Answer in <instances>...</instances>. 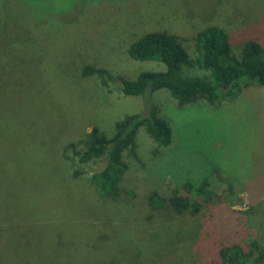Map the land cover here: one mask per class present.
<instances>
[{
	"label": "rangeland",
	"instance_id": "374dc122",
	"mask_svg": "<svg viewBox=\"0 0 264 264\" xmlns=\"http://www.w3.org/2000/svg\"><path fill=\"white\" fill-rule=\"evenodd\" d=\"M34 1L50 11V19L40 22L24 12L20 19L26 21L21 22L17 0H0L11 27H24L35 40L41 38L35 48L25 45L22 52L0 56V264H168L154 255L159 249L155 243L144 245L169 221L148 209L145 196L158 188L169 191L181 178L198 182L211 172L217 190L222 179L240 187L237 199L223 198L216 211L222 213L230 204L235 213L250 211L264 245V203L252 206L248 198L264 197V88L244 90L221 109L199 101L181 110L168 91L157 92L154 102L173 134L171 150L162 161L152 157L154 144L142 133L138 144L145 166L126 176L120 201L100 199L86 181L104 162L75 166L85 174L78 179L62 155L66 145L78 143L94 128L111 136L117 120L148 113L144 100L122 94L120 80L164 67L130 59L132 41L146 32L166 31L179 35L194 56L197 32L217 24L264 43V0H125L120 6L108 0ZM0 43L1 55L7 45ZM240 47L234 48L237 56ZM86 66L105 69L109 76L85 77ZM129 191L134 197L127 202ZM211 212L207 207L198 217L176 218L171 237L182 239L192 232L194 237ZM105 231L106 240L122 234L141 241L134 245L137 263L116 254L122 245L126 248L123 243L105 249L93 242ZM67 238L65 251L56 240ZM182 240L185 246L174 264H217L197 250L196 237ZM143 250H152V260L144 258Z\"/></svg>",
	"mask_w": 264,
	"mask_h": 264
},
{
	"label": "trees",
	"instance_id": "16d2710c",
	"mask_svg": "<svg viewBox=\"0 0 264 264\" xmlns=\"http://www.w3.org/2000/svg\"><path fill=\"white\" fill-rule=\"evenodd\" d=\"M124 1L108 0V3L120 6ZM34 2V0H17L21 6L20 9L17 8L19 20L21 16H25V13L40 22L50 19L47 15L50 11L41 10ZM9 20L0 10V40L7 45L6 49L1 51L0 56L3 58L6 53L14 50L17 53L22 52L25 45L28 48H35L41 40L40 37L35 40L30 30L24 27H11L10 24L14 23ZM24 21L26 20H21ZM194 41V56L184 46L183 39L179 35L166 31L146 32L132 41L127 49L130 59L136 62L156 63L164 67L162 70L141 72L135 80H120L122 94L144 100L147 106L149 105L148 113L130 114L117 120L111 136L99 128H94L87 132L81 141L69 143L63 149V158L72 165L73 178L81 179V176L85 175L75 170V166L105 163L101 170L86 178L100 199L120 201L124 193L121 185L126 176L131 174L135 167L145 166L138 144L142 133L154 144L150 153L152 157L160 156L162 161V157L171 150L173 134L169 121L160 115V109L154 102V95L157 92L168 91L181 110L199 101H206L215 109H221L225 102L236 100L244 90L264 88V43L257 36H245L241 32L231 33L216 24L197 32ZM236 45H241L239 56L234 52ZM1 48L3 44L0 43V50ZM96 75L102 79L109 76L102 68L92 66L83 68V76ZM214 174L216 173L211 172L198 182L181 178L177 180L176 185L169 186V191L158 188L145 196L144 202L148 209L153 214L169 217V221L156 237H147L144 245L155 243L159 249L154 255L162 261L169 260L168 264H174L180 257L181 248L185 246L182 239L189 236L194 240L196 237L197 250L206 258L209 253V258L217 264H263L264 245L257 235V226L253 224L252 219L254 222L257 221L250 211L236 212L240 217H234L236 213L231 210L233 206L231 204L222 213L216 211L217 207L222 205L223 198L229 201L237 199L235 190L240 188L239 185H235L234 181L217 180L221 185L220 190H217L213 185ZM126 195L131 197L130 200L125 199L127 202L133 201V191H129ZM248 198L252 206L258 201L264 203V197L261 196L255 197L250 194ZM207 207L212 209V212L204 217L197 235L193 237L192 232L182 239L171 237V232L176 230L172 223L176 218L187 215L198 217ZM107 232H103L99 241L96 239L93 242L103 244L105 249L108 244L123 243L126 248L122 245L116 254L120 253L118 256L122 259L129 262L132 259L137 263L136 257L139 255L134 256L136 252L134 245L141 241L125 239L122 234L115 238L111 236L106 240L109 236ZM161 235H166V239ZM68 238L65 241L57 239L58 247L66 251L67 244L70 243ZM141 247V244L137 246L140 253ZM152 250H143L146 252L145 259L149 260L151 257L152 260ZM69 253L71 252L67 251V254ZM120 262L123 263L120 260H109L106 264H121Z\"/></svg>",
	"mask_w": 264,
	"mask_h": 264
}]
</instances>
